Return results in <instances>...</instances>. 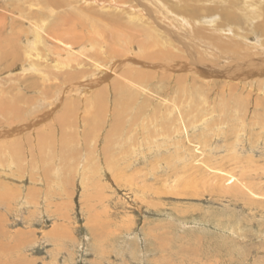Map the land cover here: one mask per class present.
Returning <instances> with one entry per match:
<instances>
[{"label":"rangeland","instance_id":"374dc122","mask_svg":"<svg viewBox=\"0 0 264 264\" xmlns=\"http://www.w3.org/2000/svg\"><path fill=\"white\" fill-rule=\"evenodd\" d=\"M44 1L29 12L34 0H0L2 48L19 30L21 57L30 53L49 77L25 76L23 60H0V264H264V78L176 82L156 69L132 76L141 66L116 58V73L94 89L107 90L97 105L75 90V77L98 62L84 52L93 47L82 24L89 21L52 22L38 6ZM81 1L73 2L81 14L119 35L122 47L107 38L109 49L123 50L131 38L139 53L151 42L146 24L127 23L124 7ZM18 5L30 16H18ZM212 14L205 26L219 21ZM74 24L85 38L68 54L47 25L63 36ZM114 79L130 93L129 83L142 82L120 116L112 106L127 100L117 98Z\"/></svg>","mask_w":264,"mask_h":264},{"label":"bare ground","instance_id":"6f19581e","mask_svg":"<svg viewBox=\"0 0 264 264\" xmlns=\"http://www.w3.org/2000/svg\"><path fill=\"white\" fill-rule=\"evenodd\" d=\"M38 1L39 0H34V2L31 3L28 9L29 12L32 11L31 8H34L33 5ZM84 1L86 0H82L81 4H84ZM175 1L176 7L168 6V0H90L92 4H98L100 9H104V11H110L109 9L122 11L124 7L128 10L125 12V14H127V23L133 28L142 25V23L146 24L151 42L143 44L141 46L142 51L139 53L137 52V48L136 52L138 54H136V52L132 53L134 45L131 42V38L127 39L125 42L126 47L123 50H115V46L109 49L106 42L107 38L117 39L119 45L120 38L117 32H107V30L100 25L102 19L97 20V17L85 15L83 12L81 14V9L78 8L77 4L73 3L74 0H45L41 2L42 6L41 4H38V6L48 11V15L52 18V22L57 23L63 20V23L61 22L62 25H66L70 20L73 22H77L79 19H81V21H89L87 24H82L88 30V34L91 37L89 42L93 47L92 49L87 47L84 52L87 51L88 54L90 52L87 57L91 58L93 61L95 60V62L98 61V65H93L94 70L93 72L91 71V73L85 72V74H77L78 76L75 77V81H77L75 83V90H78L80 96L93 94L92 99L97 105L100 104V100L107 90H105L106 86L100 87L98 91H94V89L98 88L102 82H107L109 78H111V73H116V69L118 68L117 63H120L119 61L127 62L130 65L141 66V69H136L132 76L145 72L142 68L156 69L157 73H153L154 76L156 74L160 75L170 72L168 75H164V79L176 77V82L183 81L187 78L192 80L197 78L200 82H209L213 78H221V80H226L227 84L241 79L247 84H257L259 83V79L257 78H264V60H260L261 57H264V40H261L257 36V34L264 35V0ZM19 2L21 4L22 0H19ZM87 3L89 4V1ZM56 4L58 6H56ZM203 4L212 6L217 4V7L206 8ZM19 7L21 6L18 5V7H13L11 9L14 10L18 16L23 14L21 17L22 19H26V17L30 16L23 12H18L20 9ZM64 8L66 10L70 9L69 13L73 15L61 14L63 12H58V10ZM12 10L10 11L11 13H13ZM130 10L132 13H129ZM211 13H213L212 16L218 14L220 18L218 22L212 23V26L208 27L205 25L209 23L207 19H210L209 15ZM72 16L78 17V19H72ZM79 16L81 18H79ZM0 17L1 19L7 18L2 14ZM65 18H67V22ZM43 23L44 22H41L42 25H44ZM52 24L53 23H51V25ZM103 24L105 25V22H103ZM243 24H245V28ZM92 25L95 26L94 29ZM111 25L114 28L117 27V24L113 22H111ZM74 26L75 28L73 27L71 32L64 29L66 32L62 36L58 34V32L56 33L57 30L53 29L54 31H51L52 27L47 25V28L50 29L48 32L49 37L67 47L68 49L64 48L63 51L68 54H73L70 49H74L75 45L85 38L78 32L79 30H77L78 27L76 28V24H74ZM68 27L70 29L72 25L69 24ZM225 27L228 28L226 29ZM86 29L85 31H87ZM18 32L19 30L15 31V33L11 35V38H8V49L4 50L6 46L2 48V43L0 42V54L2 52L1 50H4L0 60H10L12 64L9 65H14L18 61L23 60L25 64L20 67L21 73L25 72V76L27 77V74L31 72L34 74L38 73L37 76L47 81L49 77L42 75V72L38 66H36L38 64L32 59L33 56L30 53H28L29 59L25 60V58L21 57V51L16 45L20 38ZM252 35L253 38H251ZM38 36L39 34H37V40ZM5 42L6 39L4 40V44L6 45ZM98 42H100L102 46L97 44ZM108 43L111 44V41L109 40ZM121 47L122 46L119 45V48ZM83 57L85 58V56ZM99 58L104 59L103 63L105 65L100 64L101 61ZM116 58H118L119 61L118 59L116 60ZM27 60H31L34 63L28 64ZM87 65V62L82 60V66L84 67ZM14 66H18V64ZM68 66H70V62H65L63 64L64 68ZM6 67L8 68V65H6L5 68ZM229 67L236 68L235 70H239L240 73L237 75L231 74V72L227 70ZM55 68L60 70L59 65H56ZM2 69H4V67ZM51 69L53 70V68ZM175 73L182 74L174 75ZM25 76L23 79H27ZM126 77L128 78L130 76ZM145 77H147V79H152V74L149 75L147 72ZM114 80L115 81L112 82H116V88L120 90V96L118 95L117 98L124 97L125 100H127L124 103L112 106V112L115 114V111H118L117 114L120 116L126 112V107L129 106V104L137 100V93L142 82L139 81L138 86L129 83L133 91V93H130L126 86L120 85L118 84V80ZM238 84L242 85L243 83H235V85ZM109 85H111V83ZM134 88L136 90H133ZM118 93V90H116V94ZM117 98L115 100H117ZM49 104L51 105L50 102ZM93 112L97 114L98 110H93ZM57 124L60 128L65 126V123H62L60 120H57ZM227 180L234 181V178L230 176ZM233 181L230 183H233Z\"/></svg>","mask_w":264,"mask_h":264}]
</instances>
